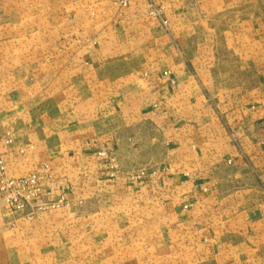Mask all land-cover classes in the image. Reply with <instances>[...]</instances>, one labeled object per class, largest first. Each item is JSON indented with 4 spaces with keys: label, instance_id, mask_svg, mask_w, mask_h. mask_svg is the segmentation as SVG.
Returning a JSON list of instances; mask_svg holds the SVG:
<instances>
[{
    "label": "crops",
    "instance_id": "1",
    "mask_svg": "<svg viewBox=\"0 0 264 264\" xmlns=\"http://www.w3.org/2000/svg\"><path fill=\"white\" fill-rule=\"evenodd\" d=\"M120 1L0 0L10 171L75 149L95 176L159 187L215 264H264V0H154L166 28L145 0ZM97 75L119 102L70 105Z\"/></svg>",
    "mask_w": 264,
    "mask_h": 264
},
{
    "label": "rangeland",
    "instance_id": "2",
    "mask_svg": "<svg viewBox=\"0 0 264 264\" xmlns=\"http://www.w3.org/2000/svg\"><path fill=\"white\" fill-rule=\"evenodd\" d=\"M192 32L189 54L194 57L199 34ZM207 65L215 66V54L209 56ZM106 73L111 78L115 75L112 70ZM100 80L97 75L90 86L78 85L75 100L69 104L80 106L84 102L77 101L78 97L92 95L96 96L93 108L94 103L105 108L111 92L114 101L108 105L115 106L117 88L110 89L111 80L107 85ZM67 103L62 102L60 111L67 109ZM8 128L0 124V156L8 176L39 174L42 179L39 195L30 197L21 210L10 209L0 191V264H215L203 255L209 251L203 245L207 239H200L180 215L164 206L159 187L150 189L145 183L132 187L95 176L89 169L95 163L75 157V149H43L38 162L11 172L4 156L13 143L1 142ZM17 150L16 155L23 154L21 148ZM32 154H36L34 149Z\"/></svg>",
    "mask_w": 264,
    "mask_h": 264
},
{
    "label": "built area",
    "instance_id": "3",
    "mask_svg": "<svg viewBox=\"0 0 264 264\" xmlns=\"http://www.w3.org/2000/svg\"><path fill=\"white\" fill-rule=\"evenodd\" d=\"M148 5V14L156 19L162 28L167 27V19L164 15L163 6L157 4L154 0H145ZM121 5H126L125 0L120 1ZM163 77L169 79L170 84H175L174 78L171 77L169 69L163 70ZM1 137L2 144L10 146L16 139L17 132L14 129L4 130ZM104 153H98L103 155ZM231 163V161H228ZM41 179L39 174H30L21 178H10L7 174L5 162L0 156V191L6 197L10 209L21 210L29 202L30 197L38 196L41 189Z\"/></svg>",
    "mask_w": 264,
    "mask_h": 264
}]
</instances>
